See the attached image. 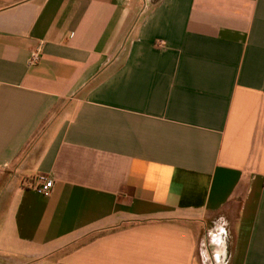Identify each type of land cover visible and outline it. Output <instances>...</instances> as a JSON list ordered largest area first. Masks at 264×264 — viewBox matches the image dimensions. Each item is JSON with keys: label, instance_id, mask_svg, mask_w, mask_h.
I'll list each match as a JSON object with an SVG mask.
<instances>
[{"label": "crops", "instance_id": "0c3cea01", "mask_svg": "<svg viewBox=\"0 0 264 264\" xmlns=\"http://www.w3.org/2000/svg\"><path fill=\"white\" fill-rule=\"evenodd\" d=\"M208 256L264 264V0H0V264Z\"/></svg>", "mask_w": 264, "mask_h": 264}, {"label": "rangeland", "instance_id": "374dc122", "mask_svg": "<svg viewBox=\"0 0 264 264\" xmlns=\"http://www.w3.org/2000/svg\"><path fill=\"white\" fill-rule=\"evenodd\" d=\"M8 175L6 176L8 177ZM233 216L234 214L223 213L221 215L215 216L214 218L210 219L207 224L208 232L210 231L214 242L213 247H215L218 250H224L227 248V246H229L233 231V221H234ZM218 259H219L218 257H214L213 259L214 261H213L212 258L208 256L205 264H218Z\"/></svg>", "mask_w": 264, "mask_h": 264}, {"label": "built area", "instance_id": "2783aa9c", "mask_svg": "<svg viewBox=\"0 0 264 264\" xmlns=\"http://www.w3.org/2000/svg\"><path fill=\"white\" fill-rule=\"evenodd\" d=\"M156 46L159 48H165L166 42L164 40H158ZM40 59V50L36 48L32 51L30 56V62L34 63ZM42 181L35 186V189L42 195L49 196L52 193L54 187V180L50 177H42Z\"/></svg>", "mask_w": 264, "mask_h": 264}]
</instances>
